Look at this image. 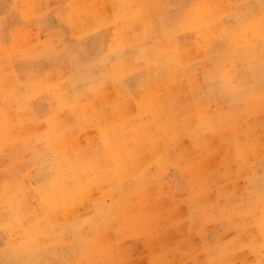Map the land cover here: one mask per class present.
I'll return each mask as SVG.
<instances>
[{"label": "rangeland", "instance_id": "1", "mask_svg": "<svg viewBox=\"0 0 264 264\" xmlns=\"http://www.w3.org/2000/svg\"><path fill=\"white\" fill-rule=\"evenodd\" d=\"M0 264H264V0H0Z\"/></svg>", "mask_w": 264, "mask_h": 264}, {"label": "bare ground", "instance_id": "2", "mask_svg": "<svg viewBox=\"0 0 264 264\" xmlns=\"http://www.w3.org/2000/svg\"><path fill=\"white\" fill-rule=\"evenodd\" d=\"M90 172V171H89ZM85 202V201H84ZM71 207V206H70ZM67 208V207H66ZM71 208H73V207H71ZM66 210V209H65ZM73 214V213H72ZM61 217V216H60ZM67 217V216H66ZM68 218H69V216H68Z\"/></svg>", "mask_w": 264, "mask_h": 264}, {"label": "crops", "instance_id": "3", "mask_svg": "<svg viewBox=\"0 0 264 264\" xmlns=\"http://www.w3.org/2000/svg\"><path fill=\"white\" fill-rule=\"evenodd\" d=\"M241 140H243L242 137H241Z\"/></svg>", "mask_w": 264, "mask_h": 264}]
</instances>
